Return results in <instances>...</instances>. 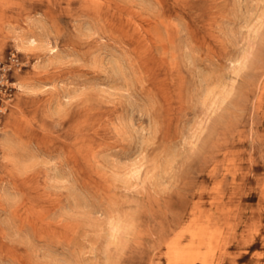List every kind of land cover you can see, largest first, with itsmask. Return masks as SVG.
Listing matches in <instances>:
<instances>
[{"label": "rangeland", "instance_id": "obj_1", "mask_svg": "<svg viewBox=\"0 0 264 264\" xmlns=\"http://www.w3.org/2000/svg\"><path fill=\"white\" fill-rule=\"evenodd\" d=\"M0 63V264H166L226 147L264 154V0H9Z\"/></svg>", "mask_w": 264, "mask_h": 264}, {"label": "bare ground", "instance_id": "obj_2", "mask_svg": "<svg viewBox=\"0 0 264 264\" xmlns=\"http://www.w3.org/2000/svg\"><path fill=\"white\" fill-rule=\"evenodd\" d=\"M8 1L0 0V8ZM35 44L34 39L26 42L30 47ZM263 93L264 86L260 88V95ZM226 148L227 151L223 154L225 170L221 180L208 193V201H204V194H200L198 201L193 202L188 209L187 219L178 223L176 231L175 228L171 229L172 235L164 243L166 264H223L228 248L234 241L243 252H247L257 238H262L264 154L259 157L250 154L246 158L240 142L232 143ZM244 166L248 167L247 171ZM259 170L262 172L258 173ZM227 183L230 185L228 192L224 189ZM253 193L256 209L248 213L250 207L244 203L253 199ZM248 214L251 216L246 221L245 216ZM185 239L188 242L182 245ZM231 261L236 263L235 258Z\"/></svg>", "mask_w": 264, "mask_h": 264}, {"label": "built area", "instance_id": "obj_3", "mask_svg": "<svg viewBox=\"0 0 264 264\" xmlns=\"http://www.w3.org/2000/svg\"><path fill=\"white\" fill-rule=\"evenodd\" d=\"M3 65L0 63V68H2L1 70L2 71H4L5 70V68L3 69V67H2ZM2 76H1V79H0V95H2V88H4V81H5V79H3L2 77H3V73L1 74ZM1 97V96H0ZM2 100H1V98H0V102H1ZM3 113V108H2V106H0V117H1V114Z\"/></svg>", "mask_w": 264, "mask_h": 264}]
</instances>
